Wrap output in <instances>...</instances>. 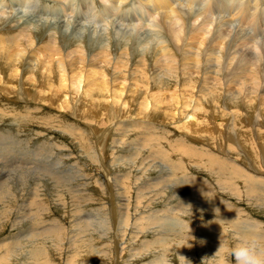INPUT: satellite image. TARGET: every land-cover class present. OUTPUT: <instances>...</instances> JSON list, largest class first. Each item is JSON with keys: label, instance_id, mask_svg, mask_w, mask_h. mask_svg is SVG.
Segmentation results:
<instances>
[{"label": "bare ground", "instance_id": "obj_1", "mask_svg": "<svg viewBox=\"0 0 264 264\" xmlns=\"http://www.w3.org/2000/svg\"><path fill=\"white\" fill-rule=\"evenodd\" d=\"M99 1L104 6L99 8V11H95V15L98 17L103 16L102 20L104 19L105 21V17L110 18L113 16V12L120 20H125L128 16L125 17V14H129L134 20L137 18L136 21H142L147 28L149 27L148 29H150L152 35H154L151 40L149 39L153 50H149L151 45L149 46L148 39H143L145 44H148V57L145 59L143 58V56L146 57L144 52H141L143 55L140 57L135 56V54L138 53V50L137 53L135 52V47L139 44L135 47L134 45L136 42L140 43V38L132 34L133 37L131 38L133 42L131 39H129V41L131 40L133 45L131 46L129 43V48L124 46L125 48L123 49L121 47L115 49V46L114 52L112 51L114 55L112 59V57H108L110 55L107 52V47H109L108 43L112 42V35L107 36L110 41L108 43L103 42L104 44L101 42L103 40H101L102 36L101 38H97V40H94V36H88L86 45L93 47L92 51L94 52L90 55L93 56L92 58H90L89 53L87 54L88 57L94 60L98 54V59L102 61L104 66L108 67L104 68L106 70L105 74L102 69H96L88 63V69H91V75L90 79L86 81V84L89 82L94 84L95 80H98L99 85L97 86L94 84V86H97L96 88L99 89V93L100 90L102 92L104 91V101H111V103L123 101L125 104V98H127L126 96L129 94L127 93V88L125 89L128 81L127 75H124L122 72L123 77L120 78L112 73L111 75H113L114 79L117 81V87L113 85L114 87L112 89L107 86V78L104 79V77H109V72L107 70L110 67L114 71L121 67L124 68L121 61L124 56H126L129 62L131 61V64L137 57L134 63L136 67H138L136 71H138L140 75L135 73L136 78H132L133 80L130 81V85L133 86V88H130L132 89L131 92L140 93L141 91H147L149 94H155L152 93V91L158 92L159 94L156 93V95H158L157 98L159 99L160 97L158 101H178V104H181V109L177 108L170 114L173 118L177 117L170 122L172 128L170 131L164 128L165 126L162 124H154L148 120L140 119V117L137 116L124 120L116 114L111 122L108 124L105 123L102 132L94 136V142L98 146L96 149L93 148L92 154L89 152L86 156L90 162L94 161L97 167L101 168L99 170L101 171L100 176L105 182L104 187H107L108 195H112L111 201L109 200L111 202L110 206L107 203L109 216L107 215L108 218L102 216L103 219L102 217L97 218L98 215L95 217L86 211L87 214L83 213L84 203L89 202V195H87L85 188L87 184L85 179L88 177V175H86L88 172H86V174H79V171L76 172V167L70 164L67 166L68 169H64V160L60 156H56L54 159L52 156H42V149L40 148H22L21 143L27 145L24 139L17 141L11 137L9 138V135L7 136L8 138H5L0 134V160L6 161L7 166L10 168V171L9 168H7L8 171L6 174L0 175V228L9 224L13 229V233L6 236L0 235V264H57V262L58 264H73L74 261L77 262L75 264H92L93 261L97 259L100 260L101 257L106 258L108 260L107 262L111 259L112 264H130L132 260L134 262V258L144 259L142 264H175L177 261L176 264H197L195 261L193 262L190 257V253H193L191 239L194 237L197 244L196 246L200 250V253L202 252V256L205 258L206 254H208V249L212 248V255L215 257L213 259L209 257V259L219 264L228 263L227 259H229L230 256L229 249L237 243V236L255 238L258 251L264 253V227L257 220H254V218L252 219L244 214L241 208L230 201L231 197L234 201L238 199L244 200L247 205H254L253 207H256L255 210L264 215V211H262L264 210V124H261L259 120L255 123L248 121V123H252L250 127L243 124L247 122H243V119V123L236 124L237 111L235 110L232 112V115L230 112L229 117L222 118L221 121H213L211 115V118L204 119L202 116L197 115V106H195L197 108L190 106L191 108H187L188 110H186L183 107L185 106L183 105L184 102H182L216 100L238 101L239 98L244 99L245 97L250 99L251 96L256 97L255 95H257L260 90L262 93L260 95L258 94V96H264V0ZM114 4L117 5L115 6ZM126 4H130L133 9L127 10L126 7H123V10L119 9L122 5L124 6ZM183 6L186 8H183ZM195 6L196 8H194ZM77 8H84V11L86 9L87 11L82 12L83 14L89 13L88 11L91 10V8L93 9V7L81 6ZM77 8L75 7V9ZM115 8L118 9L116 10ZM44 13L45 11L42 14ZM70 13V11L69 13L67 12V15ZM99 20H101V18ZM108 23L113 22L107 21L105 25H108ZM235 23L237 24V30L234 26L235 30L234 32L232 31L233 33L231 35L229 32L231 30L226 33L220 31L221 26H225V28H222L226 30L233 24L235 25ZM129 25L131 26L133 24ZM260 25H262V29ZM242 29L245 30H243V34L241 31ZM72 31L71 33H73ZM110 33L108 32L107 34L110 35ZM259 35L261 38L258 37ZM96 37L95 35V38ZM50 38L49 36L45 37L42 45L35 46L36 49H32L33 51L28 53V55L31 54V57H34V59L36 58L35 60L37 61L31 69H36L44 65L42 68L44 69L43 71L46 72L49 68L52 69L50 63L53 61V66L55 64L53 68L59 73V80L68 81L65 84L62 83V86L65 89L66 86L70 85L71 88L69 93L67 90L64 91L58 88L59 92L62 93L63 91V95H61L62 99L61 96L57 99L61 104L58 105V108L62 109V103L74 100L75 97L77 98L79 95H77V93H79V91L83 93V91H85L83 87L86 85L84 83L86 75L83 77L84 81L77 75V77L67 78V74L69 73L68 68H70L72 61L73 63L81 62V64L84 65L88 57L83 54L85 53L82 52L84 49L79 48V46H76L74 43L75 47L68 50L77 52V56L72 59L68 57L71 60L69 64L65 62L68 60H63V55H61L63 54L62 51L58 54V51L56 52L55 48L53 46L52 48L51 45L48 44L46 39ZM62 38V35L59 36V42ZM67 38L69 39V35H67ZM11 39L16 41L14 38ZM259 39L260 43L258 42ZM8 41L9 39L7 36L0 34V68L3 69L4 66L11 65L12 71L15 73V76H17L19 65L24 58L21 54L22 49L19 47L18 41L14 43ZM125 41L128 40L125 38ZM63 42L64 44L67 43L66 37L63 39ZM33 44L35 43H32V47ZM113 45L111 47H113ZM21 46L23 45L21 44ZM24 47L25 46H23V48ZM139 47L141 48V46ZM29 48L31 49V47ZM28 49L27 51L29 52ZM127 50L128 52H126ZM40 51H42V53H38ZM37 53L41 54L39 56H43V59H37ZM89 62L91 61L89 60ZM46 63L49 68L45 67L47 66ZM127 67H129V65ZM139 67L142 68L139 69ZM79 68L83 69L84 66ZM31 69L27 72L30 74L27 78H29V76L32 78L36 76V70L33 71ZM1 72L0 70V74H2ZM119 73L121 72L119 71ZM74 74L77 73L74 72ZM1 78L2 77H0V79ZM143 79L145 81H143ZM51 80L52 76L50 78V81ZM53 85L54 84H52V86ZM88 88L89 87H87V89ZM88 92L89 91H87V93ZM227 92L230 94L228 97L225 95ZM90 96L91 95H88L86 98L87 101L91 98ZM38 97L41 98L40 100L42 101L47 99L48 95H40ZM147 97L148 95L146 98ZM254 97H252V99ZM102 98L104 99V97ZM146 98L139 99V101H144L141 103L142 110L145 112L144 114L148 115L150 110H152V105H149L150 100L145 101ZM97 100L100 99L98 98L96 101ZM44 103L46 102L44 101ZM163 106L161 107L163 108ZM104 109L103 107V110ZM106 109H108V106ZM226 113L228 114V112ZM224 119H226V123ZM66 126L65 128H67V131L74 128L72 124H67ZM115 128L124 136L129 133H135L134 129L138 130L139 134L141 133L140 130L144 131V136L147 137L144 138L143 136L144 140L151 142L148 144L149 148L147 153L145 155L141 154L140 151L142 150L140 147H144L147 144H143L139 147V145L136 144L137 138L132 139L129 137V140H125L120 138L121 136H113L110 140L111 148L120 150L121 148L119 149V145H123L124 147L125 145H129V154L126 157L124 155H118L117 151L114 149L111 159L108 160L105 158L103 150L107 142L105 137ZM176 134L178 135L175 136ZM191 139L199 140L200 145L195 146L190 142ZM223 139L230 140L232 146H227L228 149H226L225 144L222 142ZM217 140H219V142ZM139 143H143L141 139ZM203 144H205V146ZM88 149L92 150L90 147H88ZM148 158H153V162H148ZM154 161H158L159 163H154ZM121 167L124 170H122ZM5 169L4 167V170ZM151 170H153L154 173L156 172V174L151 176ZM193 170H202L205 175L207 174L211 178L207 179L198 174H193ZM90 180L91 178L88 182H90ZM109 180L111 183L117 184L120 187L123 185L125 186L127 183L131 184L132 192H114V190L111 189L114 185L109 184ZM59 181L62 183L60 185H65L66 183L67 186H60L62 188H60V193H56L53 196L58 197V202H60L59 198H61L62 195L67 196L65 201L62 202L63 205L66 202V206L69 207L67 213L70 214V218L74 219V221L72 220V228L70 230L67 229V225V227L65 226L67 222L62 224L57 220H50V218L46 217L44 213H46L48 209H46L45 202L40 199L41 194L39 192L41 191L40 189L43 188V185L49 183L56 184V182ZM212 181L215 183L217 182L219 186L215 185ZM168 183L173 185V187L171 186L172 188L175 187L178 189L176 187L178 185L181 188V196L178 200H175L174 206L171 204V201L175 199V192L173 189L167 188L169 185ZM157 184H164L165 187L162 186L155 191L150 189L152 185L155 186ZM55 188L53 190H58ZM116 194L120 196V198L123 197L126 199L123 200V202L126 201V204H124L125 212L122 207L116 208ZM162 197H164V201H162L164 206L163 209L160 211L153 208V204H155L154 200L157 199L160 201ZM131 199H134L135 202L132 206L129 204ZM251 200L254 204L251 203ZM24 207H28L27 210L29 211L27 212V216L30 223H27L28 225L23 228L21 225L22 220L19 219L20 216L18 218V213L19 210ZM70 208L72 209L70 210ZM130 208L135 214V216L133 215L134 218H129L128 213H130ZM117 211H119L118 214ZM159 211L161 212L160 214H158ZM177 212L180 216L186 217V219L184 220L182 217L173 216L176 215ZM195 218H198V222L194 221ZM157 224L162 225V228H165V230L154 227V225ZM132 225L136 228L139 227L138 229L140 230L148 228L151 235L148 236V238L141 234L143 231H139L138 233L137 230V233H135L134 230H131V233H129L131 240H127L128 246H125L126 243L119 239L123 238L120 237L121 234L129 230ZM151 227L152 229H150ZM108 231H110L109 235ZM132 231H134V233ZM90 233L102 235V239H108L109 236L110 238L112 237V250L111 246L109 248L110 252H107V249L103 248V246L98 248L100 250H97L93 245L94 243H91L92 236ZM100 236L99 238L96 237V241L97 239L101 240ZM136 239L139 241V246H136V248L129 246V244L131 245V242H135ZM201 241H203V243H201ZM66 243L68 245H66ZM81 246L82 249H86V251H84V254L78 255L82 249L78 250L77 247L81 248ZM66 247L69 251H74L67 252L68 254L66 253V257L63 258L62 255L64 252H61L60 249ZM105 247L108 246L105 245ZM219 247L220 250L216 253ZM154 248H158L157 254L156 251L153 253L152 250V253L146 255L148 253L147 251ZM126 252L128 255L125 257L124 253ZM168 255H174L178 260H175L176 262L174 263V256L172 257L174 259L171 260ZM143 256L145 257L143 258Z\"/></svg>", "mask_w": 264, "mask_h": 264}, {"label": "rangeland", "instance_id": "obj_2", "mask_svg": "<svg viewBox=\"0 0 264 264\" xmlns=\"http://www.w3.org/2000/svg\"><path fill=\"white\" fill-rule=\"evenodd\" d=\"M65 1H66V3H65ZM26 2H27V4H26ZM78 6H81V7H93V9L91 8V10L88 11L90 14L89 13H86V14L84 13L83 14L82 12H86L87 10L85 9V11H84V8H77ZM103 6L104 5L99 0H41V1L40 0H31V1L30 0H27V1L26 0H0V34H2L3 36H7V38L9 39L8 42L14 43V42L18 41V45L22 49V52H21L22 57H24L22 59L23 62L21 61L20 65H19V71H18V75L17 76H15V73L12 71L11 65L4 66L3 69L0 68V70L2 71L1 72L2 74H0L1 75L0 77H2L0 79V85H1L0 86V134H2L5 138H8V137L10 138L11 137V138H13L14 140H17V141L24 139L25 143H27V145H24L23 143H21L22 148L23 147H25V148L26 147H30L31 149H33L35 147L40 148V149H42V152H41L42 156H52L53 159L56 156H60L64 160L63 161V163L65 164V165L63 164V168L64 169H68L67 166H69L68 164H70V165H74L76 167V172L79 171V174H81V173H85L86 174V172H88L86 174V175H88V177L85 179L87 181V184H86L85 188H86L87 195H89V199H88L89 202L84 203V206H83L84 212L83 213L87 214L86 212H89L90 214H92L95 217L98 215L97 218L102 217V216L104 218H108L109 209H108L107 203L110 206V204H111L110 201H111L112 195L111 194L108 195V193H107L108 189H107V187H104L105 182L103 181L102 177L100 176L101 171L99 170L101 168H98L94 161L90 162L88 160L87 156H86L89 152L92 154L93 153V148L96 149V147L98 146L94 142L95 141V137L94 136H96L97 134H100L102 132V130H103V126H105V123L108 124L109 122H111L113 120L114 115H116V114L120 118H122L124 120L131 119L132 117H136L137 116V117H140V119L148 120L149 122L154 123V124H158V123L162 124L163 126H165L164 128H166V129H168V131H170V129H172L171 125H170V122L177 118V117L173 118L172 116H170V114L172 113V111H175V109H177V108L181 109V106H180L181 104L180 103L178 104V101H163V100L162 101H158L160 99V97L158 99L157 98L158 95H156V93H158V92L152 91V93H155V94H149V92H147V91H141L140 93L139 92H136V93H132L131 92L132 89H130V88H133V86L130 85V81L136 78V76H135L136 74L140 75L138 73V71H136V70H138V67H136L134 62L136 61L137 57H140L141 55H143V54H141V52H144V55H146V57L143 56L144 59L148 57L147 46H148V44H149V46L151 45V43L149 42V39L151 40V38H153L154 35H152V32L150 31V29H148L149 27L147 28V26H145L142 21H136L137 18H136V20H134L133 18H131V16L129 14H125L124 13L125 17L127 15L128 16L125 18V20H120L119 17H117V15L113 12V16H111L112 18L109 16L110 18L105 17V21H104V19L102 20L103 16H101V17L96 16L95 15L96 14L95 11L96 12L99 11L100 10L99 8H102ZM67 7L69 8V10H68ZM75 7L77 9H75ZM123 7H126L127 10H132L133 9V7H131L130 4H126L124 6L122 5L119 9L123 10ZM183 8H186V7L183 6ZM194 8H196V6ZM115 9L117 10L118 8H115ZM44 11H45V13L42 14ZM63 11H64V13H63ZM69 11L71 12L70 13L71 15L69 14L71 17L69 15H67V12L69 13ZM84 15L85 16L87 15V16L85 17ZM114 15H116V16H114ZM67 18H69V19H67ZM90 18H92V19H90ZM100 18H101V20H99ZM55 19H56V21H55ZM107 21H111L113 23H108V25H105ZM75 22L78 23V24H76ZM136 23H137V26H136ZM129 24H133V25L130 26ZM236 25L237 24L235 23V25L233 24L230 28H227L226 30L224 29L225 26H221L220 27V31H224V33H226L227 31L231 30V31H229L230 35H231L234 32ZM260 26H261V29H262L263 28L262 25H260ZM60 27H62V28H60ZM222 27H224V28H222ZM110 29H111V33H110ZM56 30H58V31H56ZM70 30L71 31L73 30L72 31L73 33H71ZM91 30H92V33H91ZM115 30H118L119 32L115 31ZM236 30H237V27H236ZM243 30L244 29L241 30L242 34L245 31V30L244 31ZM106 32L107 33L109 32L110 35L107 34ZM238 32H240V31H238ZM29 33H30V35H29ZM90 33H91V35H90ZM113 34H114V36H113ZM132 34H133V36H138L140 38V43L136 42L135 45H134V47H135L137 44H139V45H137L135 47L136 49L133 47L135 49L136 53H137V50H138V53L135 54V56H137L135 61L131 64V61L129 62L128 59L126 58V56H124L121 59V61H122L123 67L125 69L121 67V68H119L121 70L118 69V70L114 71L110 67L107 70L109 72L108 73L109 77H107V76L104 77V79L107 78V80H106L108 82L107 86L110 87V89H112L115 85H116L115 87H117V81L113 77L114 74L116 76H119L120 78L123 77L122 76L123 73H124V75H127L128 81L126 83L127 85H126L125 89L127 88L126 90H127V93H129V94H127V96H126L127 98H125V102L126 103L124 104L123 101H120V102L119 101H115L114 103L112 102L113 103V105H112L111 101H104L105 100L104 91L102 92L100 90V93H99V89L96 88L99 85V81L98 80H95V82H94V84H96L97 86L96 85L94 86L93 83H92L93 84V86H92V84L90 82L86 84V81L90 79V75H91V72H90L91 69H88L89 64H91L92 67L94 66V68H96V69H102L105 74H106V70L104 68L108 67V66H104L102 61H100L98 59V54L96 55L94 60L90 59V58L93 57V56H90V55H92L94 53L92 51L93 47H91L90 45H86V40H87L88 36H92V37L94 36V40L95 39L97 40V38H101V36H102L101 40L102 39L103 40L101 42L102 43L103 42L104 43H108L110 40H109V37H107V36H111L112 35L111 36V41L112 42L108 43L109 47H107V52L110 55L108 57H112V59H113V57H114L113 52H114V50L116 48H118V47H121L122 49L125 48V47L129 48V46H130L129 43L131 44V46L133 45V43H132L133 39L131 38V37H133ZM33 35H34V37H33ZM58 35L59 36H61V35L63 36V38H62V40H60V42H59V36ZM67 35H69V39L67 38ZM73 35H74V37H73ZM95 35L97 36L96 38H95ZM9 36H14V37H9ZM47 36L51 37L50 39H46L48 44L51 45V47L53 46L55 48L56 52L58 51V54H59V52L61 53V51H62L63 54H61V55H63V60H68V61H65L67 63H69L71 61L70 58L71 59L72 58H76V56H77V54H76L77 52H72V50H68V49H72L73 47H75V45L79 46V48L84 49L82 52H85V53H83V54L87 55L89 53V56H90V58H89L88 55H87V57L89 59L88 58H86V60L84 59L85 60L84 65H82L81 62L73 63V61H72V64H71L70 68H68L69 73L67 74V78L68 77L72 78V77H75L77 75L78 77H81L82 80H83L84 75H86L85 76L86 79L84 78V80H85L84 83L86 84L85 86H87L89 88L87 89V87L84 86L83 89H85V91H83V93L80 92V91H79V93H77V95L79 94L78 95L79 97L77 96V98L75 97L74 100L66 101L65 103H62V109L58 108V105H61V104L59 103L60 101H58L57 99H58V97L63 95L62 94L63 91H62V93L59 92L58 88L62 89L64 91L67 90V92L69 93V90H70L71 86L70 85L66 86L65 89L62 86V83L65 84L68 81H65V80L61 81V79L59 80V78H60L59 77V73L56 71V69L53 68V67H55V64L53 66V63H52L53 61L50 63L52 65V69L49 68L48 64L46 63L47 66H45V67L49 68V70H47L48 73H47V71L46 72L43 71L44 69L42 67H44V65H42L39 68L37 67L36 69H34V68L31 69V67H33V65L37 61L35 60L36 58L34 59V57H31V54L28 55V53L33 51L32 49H34L35 46L42 45L43 40ZM65 37L67 39V43H65L66 45L63 42V39ZM258 37L261 38L260 35ZM11 38H14L16 41H13ZM24 38H26V39H24ZM125 38L128 41H125ZM27 39L32 41V42L28 41ZM129 39H131L132 42H131V40L129 41ZM143 39H148V44L147 43L145 44ZM25 40L28 41V42H26ZM105 40H106V42H105ZM258 42L260 43V39H259ZM19 43H21L26 48L25 47L23 48V46H21V44H19ZM28 43L29 44L31 43L30 44L31 46ZM32 43H35V44H33V47H32ZM74 43H75V45H74ZM87 43H88V41H87ZM114 43H116V44H114ZM118 43H120V44H118ZM81 44H82V46H81ZM112 45H113V47H111ZM93 46H95V45H93ZM139 46H141V48ZM27 47L28 48L31 47V49L30 48L28 49ZM114 47H115V49H114ZM151 47H152V45L149 48L150 51L153 50ZM86 48H87V50H86ZM27 49L29 50V52L27 51ZM64 52L66 54H68V55H66ZM126 52H128V50ZM38 53H42V51H40ZM38 53H37V56H38L37 59H39V60L43 59V56H39L41 54H38ZM50 56H51V53H50ZM68 57H70V58H68ZM89 60L91 62H89ZM92 63H94V64H92ZM100 65H102V66H100ZM128 65H129V67H127ZM8 66H10V67H8ZM81 66H84V68L80 69L79 67H81ZM140 68H142V67H139V69ZM30 69L33 70V71L36 70L35 73L37 72L35 74L36 76L34 78H32L31 76H29V78H27L28 75H30L29 73H27ZM40 70H42V71H40ZM4 71H5V73H4ZM119 71L121 73H119ZM41 72H42V74H41ZM74 72L77 73V74H74ZM82 72H84L85 74L82 73ZM23 73H24L25 76L23 75ZM112 73H113V75H111ZM82 74H83V76H82ZM40 76H42V77H40ZM51 76H52V80L50 81ZM110 76H111V78H110ZM17 77H18V79H17ZM19 79L20 80L22 79V80L20 81ZM40 81H42V82H40ZM46 81H48V82H46ZM143 81H145V80L143 79ZM52 84H54L55 86L54 85L52 86ZM128 85H129V87H128ZM67 87H69V88H67ZM87 91H89V92L91 91V92L87 93ZM86 93L88 95H91L90 96L91 98L89 99V101H87V99H86L88 97V95ZM261 93H262V91L260 90V92L258 94L260 95ZM46 94L48 95V98L41 101L40 100L41 98H39L38 96L46 95ZM258 94L255 95L256 97L251 96L250 99L249 98H245V97H244V99L239 98L238 101L237 100H235V101H218V100H216V101H199L200 103L198 101H182V102H184L183 105H185V106H183L184 109L188 110L191 107L197 106L198 107V109H197L198 111H196L197 115L202 116V118H204V119L211 118V116H212V120L213 121H215V120L216 121H221L222 118L229 117L230 112H231V115H232V112H234V110H235V111H237L236 112V115H237L236 118L237 119L235 120V123L236 124L237 123L240 124V123H243V122L247 121L246 123H243V124L251 127L252 123H248V121L255 123V122H258V120H259V122L261 124L262 123L264 124V96H258ZM147 95H148V97L146 98ZM225 95H226V97H228V95H230V94L227 92V94H225ZM50 97H51V99H50ZM102 97H104V99ZM130 97H131V99H130ZM142 97L143 98L145 97L147 99V100L145 99V101H149L150 100L149 105H152L151 106L152 110H150V113H148V115L144 114L145 112L142 110V106H141L142 104L141 103L144 102V101L143 100L139 101V99H143ZM252 97H254V98L252 99ZM98 98L100 100L96 101V99H98ZM61 99H62V96H61ZM247 100H250V101H247ZM44 101L46 103H44ZM127 103H128V105H127ZM197 103H199V104L196 105ZM63 104H64V106H63ZM118 104H120V105H118ZM105 106L106 107L108 106V109H106ZM161 106H163V108ZM199 106H200V108H199ZM103 107L105 108L104 110H103ZM109 107H110V109H109ZM197 107H195V108H197ZM24 110H26V111H24ZM239 111H240V113H239ZM226 112H228V114ZM241 113H242L243 116L241 115ZM20 114H23V115H20ZM51 115H52V117H51ZM144 115H147V116H144ZM28 116H29V118H28ZM61 117H63V118H61ZM242 119H243V122H242ZM224 121L226 123V119H224ZM66 123L69 124V125H71V124L74 125V128H72V130L67 131L66 130L67 128H65V127H67ZM134 130H135L136 134L135 133H129L128 135L124 136V135H122L121 133L118 132V129H116V128L113 129L112 132L109 133V135H107L105 137V139L107 141L106 142V146L103 149L105 158L110 160L111 156H112V152H114L115 148L112 149L111 145H110V142H111L110 140H111V138L113 136H117V137L121 136L120 138H123L125 140H129L130 138H132V139H136L137 138L138 140H137L136 144L139 145V147L141 145H143V144L144 145L147 144V145L144 146L145 148L144 147H140L141 150H142V151H140L141 154L145 155L147 153L148 148H149L148 144H150L151 142H147V141L144 140V138H147L146 136H144V131L139 129L141 131V133L139 134L138 130H136V129H134ZM72 131H74V132H72ZM172 135H173V131H172ZM177 135L178 134H176L175 136H177ZM138 136H139V138H138ZM143 136H144V138H143ZM140 139L143 142L141 144L139 143ZM219 140H217V141L219 142ZM190 142L192 144H194L195 146L200 145V141L199 140L191 139ZM222 142H223V144H225L226 149H228L227 146L228 147L232 146L231 145L232 143L230 142V140L228 141L226 139L225 140L223 139ZM203 145L205 146V144H203ZM128 146L125 145V147H124L123 145H119V149L120 148L121 149L120 150H116L117 149L116 148L115 151H117L118 155H124L126 157L129 154V151H128L129 147ZM88 147L92 148V150L88 149ZM95 152H96V150H95ZM50 159H52V158H50ZM152 159L153 158H148L147 161L148 162H153ZM154 163H159V162L158 161H154ZM82 164H83V166H82ZM0 165L3 166V167L0 166V175L6 174L7 171H8L7 168H9V166H7V162L4 161V160H0ZM108 165H110V164H108ZM4 167L6 168L5 170H4ZM121 169L124 170L122 167H121ZM193 169H195V168H193ZM95 170H96V172H95ZM9 171H10V168H9ZM30 172L32 173L31 170H30ZM150 173H151L150 174L151 176L156 174V172L154 173L153 170H151ZM193 174H198V175H200L202 177H205L207 179L211 178L209 175H207V174L205 175L202 170H197V171L193 170ZM90 178H91V180H90V182H88V180ZM93 179H95V180H93ZM59 182H56V184L55 183H49V184L43 185V188L40 189L41 191L39 192L41 194V198L40 199H41V201L45 202L46 209H48V210H46V213H44V214H46V217L50 218V220H57L59 223H62V224H65L67 222L65 224V226L67 225L68 226V227L66 226L67 229L70 230L72 228V224H71L72 220L74 221V219L70 218V214L67 213V209H69V207L66 206V202L63 205V202L65 201V198L67 196L66 195H64V196L62 195V197H61L62 199L59 198L60 202H58L59 201L58 197L53 196L56 193H60V188L61 187L67 186L66 183H65V185L64 184L60 185L62 183L61 182L59 183ZM109 182H110L109 184L114 185V186H112L111 189L114 190V192H116V193L117 192H124V191L132 192V185L131 184L127 183L125 186L123 185V186L120 187L117 184L111 183L110 180H109ZM88 183H89V185H88ZM213 183H215V182H213ZM159 184H157L155 186L152 185L151 186L152 188H150V189L155 191L156 189H160V187L164 186V184L163 185H159ZM168 184L169 185L167 186V188L169 187V188L173 189L174 192H175L174 193L175 199L171 201V204L174 206L175 205L174 202H176L175 200H178L179 197L181 196V192H180L181 188L179 187V185L176 186L178 189H176L175 187L172 188L173 185L171 183H168ZM215 185L219 186V184L217 182L215 183ZM157 186H158V188H157ZM114 187H115V189H114ZM54 188L58 189V190H53ZM112 190H110V191H112ZM116 197H117L116 208H118V207L121 208L122 207V209L124 211V209H125L124 208V204H126V201L123 202V200L125 198H123V197L120 198V196H118L117 194H116ZM160 199H162V200H160V201L157 200V199L154 200L155 204H153V208H156V209L161 211L163 209V207H164L163 203H162V201H164V197H162ZM230 201L234 202L239 208H241L242 211L244 212V214H246L248 217H250L252 219L254 218V220H257L264 227V215H262L261 213H258L259 211L255 210L256 207H253L254 205L253 206L247 205L246 201L240 200V199L234 201L232 199V197H231ZM122 203H123V205H122ZM134 203H135L134 199H131L129 204L132 206ZM251 203L254 204V202L252 200H251ZM89 207H90V209H89ZM27 208L28 207H24L23 209H20L19 213H18V218L20 216L19 219L22 220V224L21 225L23 226V228L28 225L27 223H30V220H29V218L27 216V214H28L27 212L29 211V210H27ZM71 209L72 208H70V210ZM98 209L99 210L101 209V210L99 211ZM90 210H92V211H90ZM119 211H117V214L119 213ZM129 211H130V213H128L129 214V218H134L135 214L133 213V210L130 208ZM160 211L158 212V214L161 213ZM262 211H264V210H262ZM173 216L182 217L184 220L186 219V217L180 216V214L178 212H177L176 215H173ZM103 217H102V219H103ZM197 219L198 218H195L194 221L198 222ZM133 227H134V225H132L129 230H126V232L121 234V236H120V237L124 238V239L120 238L119 240L124 241L126 243L125 246H128L127 242L129 240H131V237H129V233H131V230H134L135 233H137V232L139 233V231H143V233H141V234L145 235L146 237L151 235V233H150L148 228H146L145 230H142V229L140 230V229H138L139 227L138 228H136V227L133 228ZM154 227L165 230V228H162L163 227L162 225H158L157 224V225H154ZM150 229H152V227ZM167 230H168V228H167ZM134 231H132V232L134 233ZM0 233H1L0 234L1 236H6V235H8L10 233H13V229H12V227L9 224H7V225L3 226V228H0ZM109 234H110V231H108V235ZM90 235L92 236L91 243H94L93 245L97 248V250H100L98 248H100L101 246H103V248L107 249V252L109 251L110 246H111V250H112V245H111L112 244V237L110 238V236H109L108 239L107 238H103L102 239V235L100 236L97 233H90ZM99 236L101 237L100 238L101 240L97 239V241H96V237L99 238ZM111 236H112V234H111ZM173 236H174V234H173ZM139 239H141V238H139ZM191 241H192L191 247H193V253H190V257H191V260L193 262L195 261L197 264L198 263H201V264H213V263H216V261L213 262L212 260L209 259V257H211L212 259L215 257V256L212 255V251H211L212 248L208 249V252H207L208 254H206V256L204 258V256H202V252L200 253V250L196 246L197 244L195 242V237L192 238ZM138 243H139V241L136 239V241L135 242H131V245L129 244V246H131L133 248H136V246L137 247L139 246ZM104 244L107 245L108 247H105ZM66 245H68V244L66 243ZM77 249L78 250L82 249V246H81V248L77 247ZM82 250H80L78 255L84 254V251H86V249H84L83 251ZM152 250H153V253H154V251H156V254H157L158 248H154V249H150L149 251H147L148 253L146 255H149L150 253H152ZM230 250H231V248L229 249V253H230ZM60 251L64 252L62 257L65 258L66 255L68 254L67 252H73L74 250L73 251H69L67 249V247H66L64 249H60ZM75 251H77V250H75ZM137 251L139 252L138 249H137ZM127 255H128L127 252L124 253L125 257ZM137 256H140V255H137ZM173 256H169V257L171 258V260H173L175 258L173 260L174 263H175L178 259H176V256H174V258H172ZM144 257L145 256H143V258ZM134 259H135L134 262L132 260L130 262V264H139V263L142 264L143 260H144V259H138V258H134ZM107 261L108 260L106 258H102L101 257L100 260L97 259L96 261H93L95 263L92 262V264H101V263L102 264H112V260L111 259H110L111 262L110 261L107 262ZM227 261H228V263L226 262L227 264H229V263L230 264H234V261L232 260L231 256H229V259H227ZM75 263H77V262L74 261L73 264H75ZM57 264H58V262H57ZM216 264H219V263H216Z\"/></svg>", "mask_w": 264, "mask_h": 264}, {"label": "clouds", "instance_id": "obj_3", "mask_svg": "<svg viewBox=\"0 0 264 264\" xmlns=\"http://www.w3.org/2000/svg\"><path fill=\"white\" fill-rule=\"evenodd\" d=\"M236 239L237 243L234 244L230 250V256L234 264H264V253L258 251L255 238L237 236ZM201 243H203V241H201ZM219 250L220 247L216 253L219 252Z\"/></svg>", "mask_w": 264, "mask_h": 264}]
</instances>
